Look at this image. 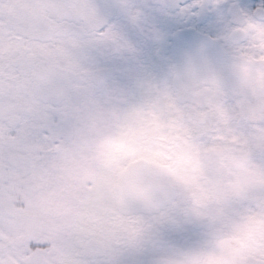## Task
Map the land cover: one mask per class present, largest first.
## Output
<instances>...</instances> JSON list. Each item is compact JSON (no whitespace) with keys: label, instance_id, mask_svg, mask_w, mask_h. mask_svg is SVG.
I'll return each instance as SVG.
<instances>
[{"label":"snow or ice","instance_id":"snow-or-ice-1","mask_svg":"<svg viewBox=\"0 0 264 264\" xmlns=\"http://www.w3.org/2000/svg\"><path fill=\"white\" fill-rule=\"evenodd\" d=\"M0 264H264V0H0Z\"/></svg>","mask_w":264,"mask_h":264}]
</instances>
